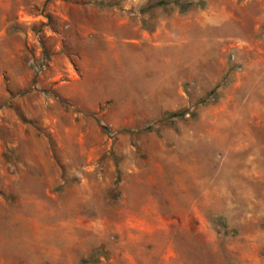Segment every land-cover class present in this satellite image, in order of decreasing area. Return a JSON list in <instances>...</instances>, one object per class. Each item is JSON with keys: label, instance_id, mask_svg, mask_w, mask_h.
<instances>
[{"label": "rangeland", "instance_id": "rangeland-1", "mask_svg": "<svg viewBox=\"0 0 264 264\" xmlns=\"http://www.w3.org/2000/svg\"><path fill=\"white\" fill-rule=\"evenodd\" d=\"M153 1L0 0V264H264V0Z\"/></svg>", "mask_w": 264, "mask_h": 264}, {"label": "trees", "instance_id": "trees-1", "mask_svg": "<svg viewBox=\"0 0 264 264\" xmlns=\"http://www.w3.org/2000/svg\"><path fill=\"white\" fill-rule=\"evenodd\" d=\"M167 2H168V0H155L152 3L155 4L156 6H163V5L167 4ZM197 5H199L200 7H203L204 3L203 2H199V1L195 2L193 0H186L184 2V4H181L179 6V11L180 12H186L190 8H192L193 6H197ZM209 92H215V88L211 89ZM182 114H183V111L171 113V115H174V116H176V115L181 116ZM101 129L104 132L109 133V130H108V128L105 125H101Z\"/></svg>", "mask_w": 264, "mask_h": 264}]
</instances>
